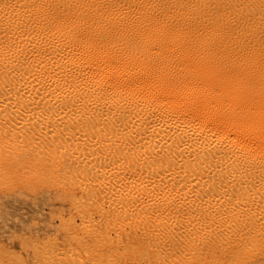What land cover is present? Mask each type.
<instances>
[{
	"label": "bare ground",
	"instance_id": "bare-ground-1",
	"mask_svg": "<svg viewBox=\"0 0 264 264\" xmlns=\"http://www.w3.org/2000/svg\"><path fill=\"white\" fill-rule=\"evenodd\" d=\"M0 186L41 264H264V0H0Z\"/></svg>",
	"mask_w": 264,
	"mask_h": 264
},
{
	"label": "rangeland",
	"instance_id": "rangeland-1",
	"mask_svg": "<svg viewBox=\"0 0 264 264\" xmlns=\"http://www.w3.org/2000/svg\"><path fill=\"white\" fill-rule=\"evenodd\" d=\"M5 188L0 186V233H3L0 250L21 255L29 264H41L44 259L39 255L47 241L59 237L66 247L69 229L62 222V216L66 214L67 218L72 214L77 216V213L60 192L40 187ZM136 250H139L138 246H130L116 252L119 257L129 259L126 253ZM6 256L0 255V260ZM10 264H16V261L13 259Z\"/></svg>",
	"mask_w": 264,
	"mask_h": 264
}]
</instances>
